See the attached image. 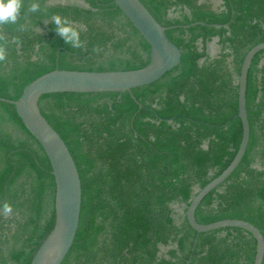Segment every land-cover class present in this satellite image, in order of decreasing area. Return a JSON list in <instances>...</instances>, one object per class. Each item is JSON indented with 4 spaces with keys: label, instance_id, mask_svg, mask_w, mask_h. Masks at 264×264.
Wrapping results in <instances>:
<instances>
[{
    "label": "trees",
    "instance_id": "obj_1",
    "mask_svg": "<svg viewBox=\"0 0 264 264\" xmlns=\"http://www.w3.org/2000/svg\"><path fill=\"white\" fill-rule=\"evenodd\" d=\"M80 1L41 0L39 13H28L25 3L18 23L32 30L5 26L0 99L19 100L30 83L56 69L132 71L150 63V45L114 0ZM140 1L182 51L177 68L131 92L49 94L39 101L82 183L79 228L62 264H254L252 234L238 228L200 234L186 209L176 207L189 205L239 150L238 78L247 53L264 43V0ZM53 14L82 29L84 49L56 34ZM14 36L20 45L11 43ZM216 40L218 53L211 56ZM246 101V153L204 198L196 219L244 220L264 236V51L250 67ZM55 196L44 149L14 105L0 101V204L13 205L11 216L0 215V264H32L54 229Z\"/></svg>",
    "mask_w": 264,
    "mask_h": 264
},
{
    "label": "water",
    "instance_id": "obj_2",
    "mask_svg": "<svg viewBox=\"0 0 264 264\" xmlns=\"http://www.w3.org/2000/svg\"><path fill=\"white\" fill-rule=\"evenodd\" d=\"M114 1L151 47L150 63L146 67L139 70L115 72L56 69L30 83L19 100L0 99V101L14 105L27 129L44 149L55 179V226L37 252L32 264L63 263L74 245L82 208V183L78 168L62 137L42 115L39 106L40 99L49 94L131 92L159 81L181 63L182 51L170 41L166 34L167 29L153 17L140 0ZM64 2L69 3V1ZM218 3L223 4V1L218 0ZM261 51H264V43L257 45L247 53L238 78L239 118L243 134L235 158L220 176L196 193L189 205L183 203L177 206V208L186 209L189 225L200 234L225 228H238L252 234L257 242L254 264L264 262V236L257 227L244 220H222L211 224H200L196 219V211L204 198L232 175L246 153L250 140L246 101L248 74L255 56ZM161 250L164 252L165 248Z\"/></svg>",
    "mask_w": 264,
    "mask_h": 264
},
{
    "label": "clouds",
    "instance_id": "obj_3",
    "mask_svg": "<svg viewBox=\"0 0 264 264\" xmlns=\"http://www.w3.org/2000/svg\"><path fill=\"white\" fill-rule=\"evenodd\" d=\"M25 3L28 4V13H39L45 11L41 8V0H0V63H3L8 58V40L5 36V26L16 25V31L20 33L29 32L32 30L27 23H18L21 19V13ZM50 22L55 26L54 30L60 36L66 45L72 49H84L85 42L81 39V28L76 27L68 17H62L59 14H53ZM12 44L20 45L21 39L19 36L12 37ZM94 52H99L100 49H93ZM13 213V205L8 201L0 204V215L5 217L11 216Z\"/></svg>",
    "mask_w": 264,
    "mask_h": 264
},
{
    "label": "rangeland",
    "instance_id": "obj_4",
    "mask_svg": "<svg viewBox=\"0 0 264 264\" xmlns=\"http://www.w3.org/2000/svg\"><path fill=\"white\" fill-rule=\"evenodd\" d=\"M214 1V3H215V5L216 6H220L221 4H219L218 3V0H213ZM57 3H65V4H67L68 2H64V1H59V0H57ZM69 3H78V4H83V2L82 1H80V0H78V1H73V2H69ZM217 53H218V45H217V42H214V43H212L211 45H210V54H211V56H215V55H217ZM176 210L178 211V212H182L183 211V208H177L176 207Z\"/></svg>",
    "mask_w": 264,
    "mask_h": 264
},
{
    "label": "flooded vegetation",
    "instance_id": "obj_5",
    "mask_svg": "<svg viewBox=\"0 0 264 264\" xmlns=\"http://www.w3.org/2000/svg\"><path fill=\"white\" fill-rule=\"evenodd\" d=\"M177 211V210H176Z\"/></svg>",
    "mask_w": 264,
    "mask_h": 264
}]
</instances>
